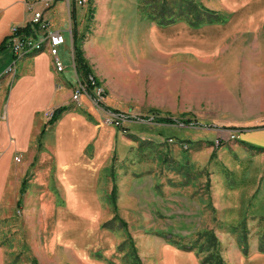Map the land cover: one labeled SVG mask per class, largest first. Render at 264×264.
<instances>
[{
    "label": "rangeland",
    "instance_id": "1",
    "mask_svg": "<svg viewBox=\"0 0 264 264\" xmlns=\"http://www.w3.org/2000/svg\"><path fill=\"white\" fill-rule=\"evenodd\" d=\"M195 1L204 7L226 4L224 0ZM165 3L178 19L180 3ZM156 4L160 7L162 1ZM76 9L80 21L75 26L84 37L80 48L97 83H92L95 98L86 93L81 97L96 113L98 126L116 131L114 123L121 118L124 130L100 142L101 210L90 222L73 223L77 227L69 239H76L72 245L86 246L91 256L104 255L109 249L108 232L115 242L109 253L114 264H134L133 257L141 263L139 252L156 245V239L191 247L202 261L209 255L208 238L199 235L210 231L222 259L232 242L243 256L264 253V153L240 145L263 149L264 110L248 108L250 104L244 101L248 94L241 93L243 84L238 85L235 77L239 73L226 68L224 54L211 60L195 52L159 50L146 43L130 0H109L110 28L103 30L105 17L99 18L96 8ZM227 13L223 9L220 14L227 18ZM83 42H89V51ZM67 50L63 57L71 62L73 49L67 45ZM13 70L9 68L8 73ZM74 92L73 88L69 105L74 103ZM71 105L80 107L79 102ZM54 111L43 112L42 128ZM184 115L191 120L183 121L193 123L154 122L155 117L182 121ZM37 141L41 143V133ZM94 145L95 140L85 149L88 158H94ZM39 152L21 180L26 189L17 195L22 199L19 206L1 208L0 246L7 264H64L67 259L61 247L53 246L62 240L56 215L67 207L63 202L59 205L61 198L67 200L66 189L56 180L51 157L45 156L43 147ZM24 156L17 154L14 162L24 163ZM48 201L52 203L47 205ZM71 212L77 220L84 217Z\"/></svg>",
    "mask_w": 264,
    "mask_h": 264
},
{
    "label": "crops",
    "instance_id": "2",
    "mask_svg": "<svg viewBox=\"0 0 264 264\" xmlns=\"http://www.w3.org/2000/svg\"><path fill=\"white\" fill-rule=\"evenodd\" d=\"M141 1L130 0V3L134 6L133 16L143 31L142 40L159 50L166 48L177 53L195 52L211 60L224 54L226 68L235 74L239 73L235 77L239 78L238 85L243 84L241 93L248 94L244 99L250 104L248 108L264 110V0H224L226 4L223 5H201L219 14L226 9L229 16L224 17V23L207 24L199 28H191L184 21L167 27L153 24L141 16ZM108 5L109 0H93L90 4L97 9L99 18L102 15L105 17L101 19L102 25H105L102 30L110 28ZM73 6L68 0H0V46L3 43L7 45L6 40L13 27L27 26L34 12H40L49 28L60 31L65 39L58 49V59L64 66L60 73L55 71L46 48L35 56L22 57L16 61L8 47L0 52V237L3 221L1 208L5 206L7 209L18 203L21 180L33 164L34 157L39 156L40 147H43L45 156L51 157L56 180L66 189L67 198L65 202L61 198L59 205L63 202L64 207H67L56 215L57 231L62 232V240L60 238L52 245L64 251L67 256L64 264H114L109 253H113L115 242L110 233L106 232L105 235L109 249L106 254L99 256L98 253L91 256L92 250L86 246L72 245L76 239L73 242L69 240H72V230L77 227L73 225L75 221L90 222L100 213L98 166L103 155L98 154V149L105 136L112 134L114 137L119 132L117 129L116 132L98 126L96 113L84 96L80 98L79 108L72 107V103L69 105L76 79L71 52V62H67L63 55L68 51L67 45L69 50L72 49L69 31L73 23L80 21L78 11ZM72 10L74 20L71 18ZM116 30L114 27L113 31ZM89 42H83L85 51L90 50ZM104 46L105 43L101 51ZM12 67L14 70L11 73L6 72ZM67 105L71 109L46 129L39 144L37 140L42 131L43 112ZM260 127L264 132V126ZM261 134L264 138V133ZM94 140V158L91 159L85 155V149ZM261 144L264 149V140H261ZM240 145L253 151L250 145ZM19 153L25 155L26 159L24 163L16 164L14 157ZM51 203L48 201L47 205ZM71 211L84 217L77 220ZM147 238L151 242V237ZM156 242V245L145 247L144 253L139 252L142 264H202L194 249L183 250L163 240L156 239ZM223 260L226 264H264V253L243 256L239 247L232 242L225 247ZM0 264H7L1 246Z\"/></svg>",
    "mask_w": 264,
    "mask_h": 264
},
{
    "label": "trees",
    "instance_id": "3",
    "mask_svg": "<svg viewBox=\"0 0 264 264\" xmlns=\"http://www.w3.org/2000/svg\"><path fill=\"white\" fill-rule=\"evenodd\" d=\"M159 1L160 0H142L141 6H140V13L143 18L151 22H154L160 27H167V26L173 25L180 21L186 22L191 28H199L207 24L225 22V18L223 17L222 14L215 13L213 11H210L204 8L203 6L200 5V3L196 2L195 0H177L181 6V12H180V15H178L179 16L178 19L172 15V9L168 8V6L165 3L166 0H161L162 5H160V7H157L156 3ZM172 1H175V0H172ZM73 24L74 25L71 29V37H72V49H73V63H74L75 71L82 78L83 83L86 84L89 94L93 96V93L91 92L93 88L92 83H94L95 85H97V83L92 78L93 76H92L91 70L87 62L85 61L83 52L80 48V44L83 41L84 37L83 35H78L75 23ZM30 33H31L30 24H28L25 27L17 28V34H19L20 36H28L30 35ZM6 47H7L6 43H3L0 46V52L4 50ZM70 109H71V106H68V105L55 109L50 121H48L46 126L42 128L41 136L45 133L48 127L53 126L57 122V120L60 118V116L64 112ZM105 109L108 110L107 108ZM184 116H185L184 117L185 119L184 118L180 119L182 121H174L170 117H155L154 122L159 125H169V126H172L175 123L183 124L185 126L193 123L189 121H183L187 119L191 120L188 117L189 115H184ZM116 129L118 131H123L124 126L120 124L119 126H116ZM249 148L257 152H264V149L262 148H255L252 146H250ZM25 186H26V183L25 181H23L21 185V189H20L21 195L25 193V189H26ZM20 202H21V199L17 203L18 206ZM121 223L123 226H126L125 223H123L122 221ZM203 236H206L208 238V242H207L208 247L206 249V252H209V255L208 257L202 260V264H226L224 260L222 259V257L220 256V253L217 249L218 243H217V239L214 236V234L210 231H206L200 234L199 238H202ZM173 245L183 250L192 249L191 247L190 248L184 247L177 243H173ZM130 250L133 253H135L134 251L135 249L133 245L130 246ZM133 261H134V264H141L140 260H138V257H133Z\"/></svg>",
    "mask_w": 264,
    "mask_h": 264
},
{
    "label": "built area",
    "instance_id": "4",
    "mask_svg": "<svg viewBox=\"0 0 264 264\" xmlns=\"http://www.w3.org/2000/svg\"><path fill=\"white\" fill-rule=\"evenodd\" d=\"M71 1L76 7L89 6L93 0H68ZM31 33L28 36H20L17 34V28L13 27L10 31V35L7 37V47L10 49L14 58L19 59L26 56L34 55L37 52L43 50L45 47L52 57L53 66L56 72L63 71V65L58 59V49L65 43L63 34L60 31L51 30L48 23L43 19V15L40 12H34L30 21ZM73 62V57H72ZM73 68L75 71L74 63ZM12 69V68H11ZM9 70V69H8ZM8 70L6 72H8ZM75 71V76H76ZM79 76V75H78ZM74 103L80 102L82 94L86 93L88 96L95 98V95L91 96L88 93L87 86L80 78H76V84L73 87ZM72 103V104H74ZM97 105V99H95ZM53 114H51L52 117ZM49 117V118H51ZM124 120L118 118L114 125H123ZM234 138V137H233Z\"/></svg>",
    "mask_w": 264,
    "mask_h": 264
}]
</instances>
